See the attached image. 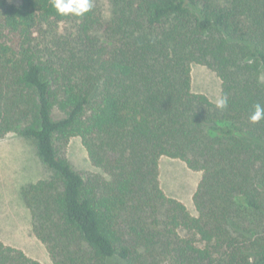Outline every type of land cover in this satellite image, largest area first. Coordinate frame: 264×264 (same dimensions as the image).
<instances>
[{"label": "trees", "instance_id": "trees-1", "mask_svg": "<svg viewBox=\"0 0 264 264\" xmlns=\"http://www.w3.org/2000/svg\"><path fill=\"white\" fill-rule=\"evenodd\" d=\"M91 4L0 0V139L51 172L20 189L31 233L54 264H264V0ZM192 64L226 108L192 91ZM75 137L103 175L72 168ZM162 157L202 172L195 216L162 191ZM0 264L40 263L0 242Z\"/></svg>", "mask_w": 264, "mask_h": 264}, {"label": "rangeland", "instance_id": "rangeland-1", "mask_svg": "<svg viewBox=\"0 0 264 264\" xmlns=\"http://www.w3.org/2000/svg\"><path fill=\"white\" fill-rule=\"evenodd\" d=\"M17 3L19 0H9ZM105 17L111 13L109 0H94ZM192 91L206 95L213 103L221 97V81L206 65H191ZM261 78L264 81V69ZM54 112V117H57ZM65 157L72 168L83 177L89 174L103 175L93 166L80 138L70 139ZM158 181L167 197L181 201L188 212L195 216L193 195L202 178V172L193 171L180 160L167 157L158 162ZM51 172L35 154L31 141L9 134L0 139V237L20 238V247L27 256L40 264H54L46 247L31 233L28 212L20 197V189L27 183L47 179ZM2 235V236H1Z\"/></svg>", "mask_w": 264, "mask_h": 264}, {"label": "clouds", "instance_id": "clouds-1", "mask_svg": "<svg viewBox=\"0 0 264 264\" xmlns=\"http://www.w3.org/2000/svg\"><path fill=\"white\" fill-rule=\"evenodd\" d=\"M51 3L56 13L60 16L82 17L92 8L91 0H51ZM227 105L228 99L226 96L218 97L215 100L217 109L223 110ZM253 107L254 111L249 119L252 123H258L264 119V105L256 103Z\"/></svg>", "mask_w": 264, "mask_h": 264}, {"label": "crops", "instance_id": "crops-1", "mask_svg": "<svg viewBox=\"0 0 264 264\" xmlns=\"http://www.w3.org/2000/svg\"><path fill=\"white\" fill-rule=\"evenodd\" d=\"M0 242L4 243L7 246L18 248V249H21L22 251H24L23 248L20 247V245H19L20 238L18 237V235H17V237L16 236H10L8 238L0 237Z\"/></svg>", "mask_w": 264, "mask_h": 264}]
</instances>
